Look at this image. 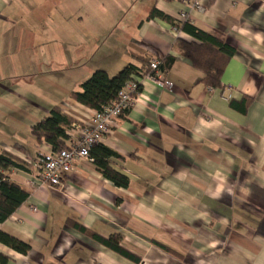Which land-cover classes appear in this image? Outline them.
Returning a JSON list of instances; mask_svg holds the SVG:
<instances>
[{"label": "crops", "instance_id": "crops-1", "mask_svg": "<svg viewBox=\"0 0 264 264\" xmlns=\"http://www.w3.org/2000/svg\"><path fill=\"white\" fill-rule=\"evenodd\" d=\"M182 13L232 48L220 88L183 57L177 40H200L174 27ZM134 54L171 58L172 85L136 77V101L98 143L128 185L84 160L61 186L42 184L35 164L52 149L31 126L53 106L87 123L93 110L70 93L95 70L139 65ZM66 132L68 143L81 134ZM2 150L27 164L8 177L28 198L0 230L30 250L0 243V264H264V0H0ZM75 223L118 235L136 260Z\"/></svg>", "mask_w": 264, "mask_h": 264}, {"label": "trees", "instance_id": "trees-1", "mask_svg": "<svg viewBox=\"0 0 264 264\" xmlns=\"http://www.w3.org/2000/svg\"><path fill=\"white\" fill-rule=\"evenodd\" d=\"M148 17H159L170 21L168 16L156 9H152ZM171 22L175 28L186 31L200 40V43H189L178 39L177 45L183 57L188 59L194 67L202 71V82L207 86L220 88V78L227 58L232 55V48L216 38H212L204 32L197 30L187 20L179 18V20ZM133 58L139 65L127 63L113 76H109L104 70L98 69L93 71L80 84L78 91L70 93V97L92 110H99L102 106L113 102L119 90L123 88L128 80L150 73L149 65L151 58L135 54ZM167 60L172 61L169 57L160 60L161 72H164L168 67ZM74 122L77 121L66 114L59 106H53L46 116L31 126L30 132L38 144L46 143L52 150L58 151L68 148L69 136L66 131L70 129L71 124ZM91 156L94 158L93 163L97 165L106 178L110 179L117 186L126 187L128 185L127 176L115 170L109 163L108 159L110 157H119L113 150L96 144L91 149ZM13 169L28 171L27 164L24 161L9 151H0V223L8 219L28 198V193L21 186L9 179L8 174ZM74 225L81 232L95 239L105 247L122 256L136 260L134 255L120 246V237L118 235L102 238L78 223ZM0 243L21 254H27L30 250V245L27 242L21 241L1 230Z\"/></svg>", "mask_w": 264, "mask_h": 264}, {"label": "built area", "instance_id": "built-area-1", "mask_svg": "<svg viewBox=\"0 0 264 264\" xmlns=\"http://www.w3.org/2000/svg\"><path fill=\"white\" fill-rule=\"evenodd\" d=\"M192 6L200 7L197 2ZM189 15L181 14L183 20H187ZM150 73L142 76L152 78L164 88H170L171 83L164 79L160 71V60L153 58L150 61ZM140 80L136 77L128 80L123 88L117 94L116 99L99 110H93L87 123L74 122L71 129L80 131L77 139L68 143V148L58 151L50 150L42 154L35 167L39 170V179L42 184H48L50 187H59L62 185V179L72 169V164L77 160H84L93 163L91 149L99 143L101 137L109 132L115 126L122 113L131 109L136 97L140 92Z\"/></svg>", "mask_w": 264, "mask_h": 264}]
</instances>
